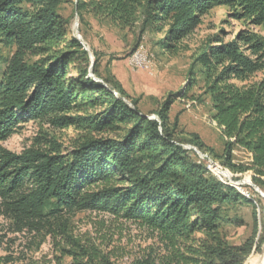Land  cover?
<instances>
[{
  "label": "trees",
  "instance_id": "1",
  "mask_svg": "<svg viewBox=\"0 0 264 264\" xmlns=\"http://www.w3.org/2000/svg\"><path fill=\"white\" fill-rule=\"evenodd\" d=\"M60 4L0 0V44L16 48L0 79V142L29 122L77 134L70 147L49 134L20 154L0 147V217L7 223L0 226V264H25L14 250L19 235L33 237L37 250L50 239L58 253L52 264L67 257L70 264H117L96 241L74 235L72 219L82 212L132 223L156 241L128 264H249L256 236L232 246L221 227L229 211L256 206L182 146L168 114L179 97L203 84L213 122L226 138L220 162L236 175L252 172L264 190L263 44L247 33L227 42L214 35L196 57L188 86L146 114L139 100L100 74L96 54L91 68ZM219 7L229 8L233 19L264 24V0L77 3L79 11L120 30L164 33L159 45L172 55ZM190 142L208 151L198 135ZM235 147L252 154L251 165L233 162Z\"/></svg>",
  "mask_w": 264,
  "mask_h": 264
},
{
  "label": "rangeland",
  "instance_id": "2",
  "mask_svg": "<svg viewBox=\"0 0 264 264\" xmlns=\"http://www.w3.org/2000/svg\"><path fill=\"white\" fill-rule=\"evenodd\" d=\"M77 3L78 0H61L58 10L69 21L72 35L76 38L81 37V42L90 55L91 68L96 54L100 74L122 86L133 99L139 100V108L146 114L156 113L170 95L182 92L188 86L189 72L196 57L214 35L227 37L225 40L227 42L242 33H247L255 41L263 44L264 57V24L254 26L250 20L233 19L229 8L219 7L211 11L183 43L179 53L172 55L159 45L164 33L146 31L142 35L140 27L135 31L120 30L103 23L86 10L79 11ZM15 50V46L11 44H0V79L6 68V61L11 59ZM142 65L148 71L137 69ZM261 77H264V72L258 75V78ZM213 114L210 98L201 84L192 89L187 98L179 97L175 101L170 108L168 122L171 126L177 127V137L185 140L182 146L186 150L193 151L201 160L206 157V164L212 161L229 172L231 182L226 180L228 184L237 187V190L240 189L239 192L256 206V209L252 206H240L229 211L221 227L232 246H241L256 236L255 247L248 258L249 264L258 258L253 263L256 264L264 254V190L253 183L252 172L236 175L222 165L219 157L224 153L226 138L213 122ZM150 118L158 120L155 114ZM43 134L51 135L66 147H70L77 138V134L72 129L53 131L46 125L29 122L22 125L7 141L0 142V147L20 154L24 149L32 147L35 140ZM192 135H198L208 151L203 152L192 145L190 142ZM233 162L249 166L252 163V154L244 148L235 147ZM221 179L225 178L221 177ZM247 188H251L254 195L252 192L249 193ZM6 224V221L0 217V226ZM72 229L75 236L84 240L93 239L107 252H111L117 264L132 262L150 246L156 244V241L138 226L97 212L77 214L72 219ZM9 238L15 236L9 235ZM31 242H35L33 237L19 235L14 245V250L21 254L24 263L52 264L53 256L58 253L55 252L50 239L38 250ZM258 247L260 249H257ZM3 254L4 251L0 250V255ZM70 263L71 259L68 257L63 261V264Z\"/></svg>",
  "mask_w": 264,
  "mask_h": 264
},
{
  "label": "bare ground",
  "instance_id": "3",
  "mask_svg": "<svg viewBox=\"0 0 264 264\" xmlns=\"http://www.w3.org/2000/svg\"><path fill=\"white\" fill-rule=\"evenodd\" d=\"M203 160H207V158L206 157H203L202 158ZM209 161V160H208ZM208 168L211 170V171H213L214 172V174L219 178V179H221L220 177H222V178H225L224 180L226 181H230L231 182V175H230V173L229 172H227V171H224V169H222V168H220L218 165H216V163H214V162H212V161H209L208 162ZM219 175H220V177H219ZM221 180H223V179H221ZM235 184V183H234ZM231 185V184H230ZM237 188V187H236ZM240 190V189H239ZM243 192V191H242ZM263 262H264V254H263V256L260 258V260L258 261V263H256V264H263Z\"/></svg>",
  "mask_w": 264,
  "mask_h": 264
},
{
  "label": "water",
  "instance_id": "4",
  "mask_svg": "<svg viewBox=\"0 0 264 264\" xmlns=\"http://www.w3.org/2000/svg\"><path fill=\"white\" fill-rule=\"evenodd\" d=\"M77 40H79L80 42H81V37L79 36V37H77ZM82 43V42H81ZM82 45H83V43H82ZM83 47H84V49L85 50H87L86 48H85V46L83 45ZM91 76H93V74H91ZM151 119H154V118H151ZM263 198H264V196H263ZM263 264H264V262H263Z\"/></svg>",
  "mask_w": 264,
  "mask_h": 264
},
{
  "label": "built area",
  "instance_id": "5",
  "mask_svg": "<svg viewBox=\"0 0 264 264\" xmlns=\"http://www.w3.org/2000/svg\"><path fill=\"white\" fill-rule=\"evenodd\" d=\"M143 50H144V48H143ZM139 60H141V58H140ZM137 69H139V70H144V71H148V70L144 69L143 65H142V67H137ZM219 177H220V175H219ZM220 178H221V177H220Z\"/></svg>",
  "mask_w": 264,
  "mask_h": 264
}]
</instances>
